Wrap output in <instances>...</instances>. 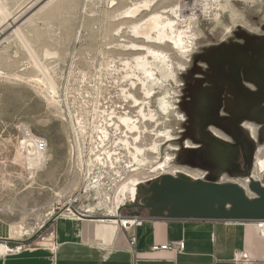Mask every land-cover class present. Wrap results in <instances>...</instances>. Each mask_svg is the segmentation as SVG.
Returning a JSON list of instances; mask_svg holds the SVG:
<instances>
[{
  "label": "rangeland",
  "instance_id": "obj_1",
  "mask_svg": "<svg viewBox=\"0 0 264 264\" xmlns=\"http://www.w3.org/2000/svg\"><path fill=\"white\" fill-rule=\"evenodd\" d=\"M4 1L0 0V11ZM31 1L13 0L11 8ZM48 1H38L34 11ZM136 4L139 12L130 17L127 11ZM177 5L179 0H54L30 21L28 15L25 21L29 22L21 27L19 36L12 35V30L3 36L10 39L0 43V143L11 164L0 175V224L8 226L13 237L19 238L23 227V233L32 235L28 243H41L37 234L40 228L44 226L39 234L52 225L59 209L76 197L79 201L74 207L90 211L87 216L92 217H81L83 220L108 219L101 198L89 199L82 194L81 183L71 176L68 159L69 139L79 133L81 120L95 129V117L100 112L115 117L127 113L136 119L143 109L146 115L139 118L143 135L137 145L146 150L147 166H138L134 150L129 155V164L138 173L132 176L140 179L138 190L164 175H179L151 172V166L168 158L171 169L200 175L199 179L207 181V171L196 167L191 158L196 156L193 148L198 145L200 128L214 123L211 132L228 144L236 138L251 141L253 159L246 174H222L212 182L242 184L248 196L255 197L249 183L251 178L256 180L253 174L258 151L264 147V69L259 78L251 79L253 89L239 85L243 77H252L246 68L248 54H254L256 38L264 37V0H221L220 11L212 12L211 17L201 14L198 20L194 18L197 37L189 56H183L175 46L150 43L133 32L135 24L153 14L169 16L164 12ZM6 14H10L8 10ZM213 14H219V19ZM182 19L180 24L194 25L189 14ZM263 42L259 40L261 46ZM146 47L167 53L165 66L154 62ZM137 57L152 63L157 83L147 79L145 71L136 65ZM145 81L152 90L150 99L143 92ZM51 88H56V103L49 98ZM132 94L139 104L129 97ZM149 111L155 120L150 119ZM104 120L108 121L107 117ZM122 124L120 132L131 137L134 147L132 141L138 133H130ZM20 127L48 141L50 161L32 175L16 153ZM154 144L159 146V153L151 150ZM260 180L264 185V174ZM142 199L137 191L136 202L119 208V217H128V207H135ZM102 233L100 238L99 230L92 232L101 242L104 236L108 241L110 232Z\"/></svg>",
  "mask_w": 264,
  "mask_h": 264
},
{
  "label": "crops",
  "instance_id": "obj_2",
  "mask_svg": "<svg viewBox=\"0 0 264 264\" xmlns=\"http://www.w3.org/2000/svg\"><path fill=\"white\" fill-rule=\"evenodd\" d=\"M35 1L13 9V0H5L1 10H8L12 18L25 13L23 19L30 15V21L46 4L34 11ZM134 208L128 207L129 216L120 218L123 222L109 233L106 243L92 234L101 226L93 220L58 219L41 234L44 227L38 231L42 239L36 244L28 243L32 236L15 238L8 226L0 224V251L7 252L0 255V264H236V253L248 255L251 264H264V239L257 223L159 219L141 215ZM136 217L143 219L142 224L131 226L129 221ZM99 231L102 238V229ZM133 237L135 245L131 244ZM181 241L185 243L181 254L150 251Z\"/></svg>",
  "mask_w": 264,
  "mask_h": 264
},
{
  "label": "built area",
  "instance_id": "obj_3",
  "mask_svg": "<svg viewBox=\"0 0 264 264\" xmlns=\"http://www.w3.org/2000/svg\"><path fill=\"white\" fill-rule=\"evenodd\" d=\"M191 5H193V1ZM220 9L221 0H200L198 1L197 10L192 11V13H195L197 17H200L202 14L201 16L207 18L212 16V12H218ZM201 10L203 11L201 12ZM213 15L216 17L215 19H219V14ZM2 29L0 25V32ZM105 117H107L108 121L104 120ZM114 120L119 121L118 117L112 116V114L106 115L100 112L95 117V129H90L89 123L86 124L84 120H81L78 126L80 128L79 133L71 135L69 139L68 151L71 176L81 183L82 194L89 199L101 198L108 212L109 210H113L117 200L120 198L124 202L121 208L127 204L130 205L136 202V197L129 198L128 196L126 198L125 195L120 194L121 187L128 183L125 180L129 176L134 175L136 171L134 165L129 164V155L131 150H134L129 141L131 137L127 136L126 132L121 133L120 125ZM18 132L20 137L18 138L16 153L21 159V162L27 167V171L32 174L44 168L47 164L48 141L43 137L33 134L29 129L24 127H20ZM40 158L44 159L41 166H30L31 162H35ZM10 164L11 162L8 161L5 146L1 142L0 175L7 171ZM78 201V197L70 199L63 208L59 209L60 212L53 219V222L63 218L70 221H79L83 218V215H88L90 211L84 212L74 207V204ZM93 212H95V209H93ZM142 221L143 219L141 217H136L131 219L129 223L131 226H139L142 224ZM257 225L264 239V221L257 223ZM20 229L19 236L21 239L32 236L27 231L23 233L25 230L23 227H20ZM45 241V238H43L42 242ZM135 243L136 239L133 237L131 244L135 245ZM150 251L153 253L170 251L177 255L185 251V243L181 241L162 246H154ZM6 253L0 251V255H5ZM234 262L236 264H251L250 258L244 253H236Z\"/></svg>",
  "mask_w": 264,
  "mask_h": 264
},
{
  "label": "bare ground",
  "instance_id": "obj_4",
  "mask_svg": "<svg viewBox=\"0 0 264 264\" xmlns=\"http://www.w3.org/2000/svg\"><path fill=\"white\" fill-rule=\"evenodd\" d=\"M38 1H40V0H36L33 4H36ZM53 1L54 0H49L45 4V7L49 6ZM192 1H193V5H190V4H192ZM149 4H150V2L147 4V7H150ZM197 6H198V0H179V5L173 7L172 9H169V11L166 10L164 12V13H168L169 16H166V15H163V14H153L147 20L142 21V23L135 24L133 32H135L136 35L144 36L147 39V41L150 42V43H155V44H159V45L160 44H165V45L170 44L172 46H175L179 50V52H181L183 54V56L184 55L186 56L189 53H191L193 51L194 47H195V42H196L197 35H194L193 29H195V25H196L194 23L200 17H197L195 15V13H192V11H196L197 10ZM132 7L130 9H128L127 14L131 15L130 17H135V14L137 12H139L140 8H138L137 4L135 5V7H134V5ZM139 7H143V6L140 5ZM182 7H183V11L181 9ZM189 7H190V9H188ZM0 12H1L0 13V16H1L0 17V25L3 28L1 30V32H0V43H2L4 41H7L8 39H10V36L3 37L8 31L12 30L11 31L12 35H18L19 36L21 34V31H20L21 27L27 21L22 20L23 19V15L25 13H21L18 17L12 18L13 16L9 17L5 13L4 10H1ZM186 14L187 15L189 14V16H191V20H192V23L194 25H191V24L189 25V24H185V23L183 25L180 24V22L183 21L182 18L185 17ZM194 18H196L197 20H195ZM21 22H23V24H20ZM180 26L183 27V30H181V31L179 30ZM150 31H152V32H150ZM146 48H147V53H149V55L151 54L153 56L154 60L153 59L152 60L154 62H160V64L165 66V64L167 63V60H169L167 58L169 56V55H167V53L165 54L162 50L161 51H158V50L156 51V50L152 49L151 47L150 48L146 47ZM49 55H50V52H49ZM146 57H137V58H134V60L136 62V65L138 67L142 68V70L145 71L144 75H146L147 79L148 78H149V80L150 79H154V80H156V83H157L158 80L155 77V75H157L154 72L155 69H152V66H151L152 63L149 62V60H147ZM171 63L174 64V61L171 62ZM153 65H154V63H153ZM154 67L155 66H153V68ZM171 67H172V65H171ZM167 69H170V68H167ZM171 75L173 76V74H171ZM39 82L42 83L43 80L42 81L39 80ZM153 82H155V81H153ZM148 86L149 85L147 84V81L143 82V92L145 93L144 95H145L146 99H150L152 97V90H149ZM49 94H50L49 98L52 99V102L56 103L55 99H54L55 94H56V88H51V92ZM127 95H129V94H127ZM131 96L134 98V100H135L134 102L136 104L137 103L139 104V101L137 100V98H135V96L133 94L130 95L129 97H131ZM127 99H129V98H127ZM138 113H139L138 116L135 115V117H137L138 119L137 118L136 119L135 118H131L130 116H128L127 113H123L122 115L118 116V120H119L118 123L119 124L123 123L122 125L126 129H129L130 133L131 132H135V133L137 132L138 133V136L134 137L133 141H132V146H134L133 148H134V152H135L134 158L136 159V162H137L138 166L146 167L147 164H148V160H147V158L145 156L146 150L138 147V145H137V142H139L140 138H142L141 136L143 135V132L141 130V125H140V119H139V118L142 117L141 114L144 113L143 109H141L140 112H138ZM149 115H150L149 117H150L151 120H155L154 116L153 115L151 116L150 111H149ZM143 117L146 118V115L143 114ZM151 150L153 152H155V153H159V146L157 144H154V146L152 147ZM46 161H47V163L50 161L49 157H46ZM169 161H170V158H168L165 163H163V164L159 163L154 168L151 166V172L157 174V176L158 175H163V174H176V173H179V172L181 173V171H179V170L171 169ZM43 162H44V159L40 158L39 160H37L35 162H31L30 166L39 167V166H41L43 164ZM135 171H136V175H137L138 174L137 173V169H135ZM182 173H183V171H182ZM183 174H186V173H183ZM263 174H264V147L260 148L259 151H258V158H257L256 164H255V171H254V174H253V178H255L256 180L261 181L260 179H261ZM186 175H188V174H186ZM188 176L191 177V175H188ZM192 176H193V179L201 178L200 175H196V174H192ZM140 184H141L140 183V179L137 176H132L129 179L128 183L124 184L121 187L120 194L121 195H125L126 198L128 196H129V198H135L137 196L138 186ZM241 186H242V184H241ZM243 186L245 188H247L246 183H244ZM127 194H129V195H127ZM123 204H124L123 199H121V198L118 199L117 202H116L115 209L113 211H111L107 215L108 219H105V220H99L98 219L99 221L97 220L98 223H101V226L97 230H100V228H101L103 231H106V232H111L112 231L113 232L116 229V227H117L116 225H118L121 222H123L121 220H116L115 219V218H117V219L120 218L119 217V213H118V209L121 208V206H123ZM90 236H91V234H90ZM102 242H104V243L107 242V237L106 236L103 237ZM3 248H5V247L3 246ZM3 252H4V250H3Z\"/></svg>",
  "mask_w": 264,
  "mask_h": 264
},
{
  "label": "water",
  "instance_id": "obj_5",
  "mask_svg": "<svg viewBox=\"0 0 264 264\" xmlns=\"http://www.w3.org/2000/svg\"><path fill=\"white\" fill-rule=\"evenodd\" d=\"M249 190L235 183L196 181L186 174L164 175L139 188L151 218L259 223L264 221V185L251 178ZM138 206H135V208ZM138 216V214H137ZM85 218V217H83Z\"/></svg>",
  "mask_w": 264,
  "mask_h": 264
},
{
  "label": "flooded vegetation",
  "instance_id": "obj_6",
  "mask_svg": "<svg viewBox=\"0 0 264 264\" xmlns=\"http://www.w3.org/2000/svg\"><path fill=\"white\" fill-rule=\"evenodd\" d=\"M262 29L264 30V26L262 27ZM256 40H258V42L257 44L253 45V47L256 48L253 50L254 54H248L249 59L246 62V68L249 70V76L252 77H243V81L240 82L241 85H239L246 90L251 88L253 89V87L251 86V79L256 80V78H259L260 74L262 73L261 70L264 69V55H262L264 54L262 53L264 45L261 46L259 44V40H264V37H257ZM259 48H261L260 52L258 51ZM233 77H235V73ZM235 80L236 79L234 78V82L236 84ZM221 115L224 116V114ZM221 115L218 116L220 118H224L221 117ZM211 126L216 125L213 123L210 126L204 128L202 126L200 128L198 145L193 148V154L196 155V158H191L196 167L205 169L207 171L205 178L208 180L206 182H215L217 177L220 178L222 174H246L251 166V159H253L252 142L247 138H236V140H234L231 144H228L222 139L214 136L210 129ZM197 160H199L198 164ZM191 177L193 178V176ZM136 206L138 207L134 209L140 214L147 213L149 215L150 210H148L144 206V196L142 199V203H138Z\"/></svg>",
  "mask_w": 264,
  "mask_h": 264
}]
</instances>
